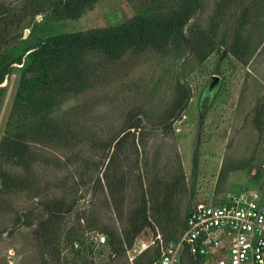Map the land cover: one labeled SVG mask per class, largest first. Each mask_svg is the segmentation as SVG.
Masks as SVG:
<instances>
[{"label": "rangeland", "instance_id": "374dc122", "mask_svg": "<svg viewBox=\"0 0 264 264\" xmlns=\"http://www.w3.org/2000/svg\"><path fill=\"white\" fill-rule=\"evenodd\" d=\"M175 1L98 0L78 20L59 21L51 16L49 4L40 8L43 4L35 0H0V7L10 13L8 19L2 18L5 23L17 19L15 25H5L0 31V49L8 48L9 52L16 48L18 52L54 34L88 32L143 15L158 16L168 12ZM202 1V9L191 23L199 22L207 28L220 0ZM234 20L228 18L224 28L229 31L223 28L220 36H232ZM250 31L253 34L254 30ZM258 32H254L255 38ZM13 66L2 85L6 97L0 112V138L18 87L19 69ZM98 79L102 81L95 89L69 97L60 114L77 113L86 135L92 134V139L104 145L116 135L128 133L130 125L140 126L131 130L123 142L126 157L122 156L118 173L125 183L119 194L121 202H114L118 194L111 195L104 175L112 173L110 158L115 147L103 151V147H93L92 140L68 150L39 146L36 152L52 160L40 162L33 169L44 193L0 192V264H65L74 258L66 244V231L79 225L83 229L87 216L96 225L122 234L131 213L144 200L152 215L171 194L169 201L176 221L198 203L218 205L243 191L256 193L264 201V123L259 130L256 118L264 104V43L247 66L222 46L205 62L189 51L183 59L155 51L128 53L101 71ZM180 86L189 90L190 99L184 110L172 115ZM4 166L22 174L13 163ZM223 170L227 175H222ZM61 200L67 206L77 204L65 221L57 263L51 255L42 253L35 230L49 216L47 202ZM155 227V231L147 229L139 241L162 234L160 226ZM84 233L85 241L94 248L90 264H135L141 255L139 243H135L125 256L116 257L107 241L97 244V237L105 234L89 230ZM80 247V243H74L75 249Z\"/></svg>", "mask_w": 264, "mask_h": 264}, {"label": "trees", "instance_id": "16d2710c", "mask_svg": "<svg viewBox=\"0 0 264 264\" xmlns=\"http://www.w3.org/2000/svg\"><path fill=\"white\" fill-rule=\"evenodd\" d=\"M97 1L35 0L38 5L43 4L40 8L49 4L51 16L59 21L78 20ZM202 7V0H176L168 12L158 16L143 15L128 23L88 32L54 34L35 44H29L22 52H17L16 48L9 52L8 48L4 51L0 49V112L6 97V88L2 85L13 65L16 64L19 69L18 87L0 138V192L12 195L34 191L36 196H41L44 189L38 186L33 169L40 162L47 164L52 160L36 152L40 150L38 147L76 149L92 140L93 147H103V151L115 147L110 158L112 173L109 176L108 171L104 175L111 195L114 192L118 194L114 202L120 203L119 194H122L125 184L124 179H120L118 175L121 171L120 161L125 156L123 142L131 130H138L140 126L137 123L130 125L128 133L125 131L116 135L104 145L101 141L92 139V134L86 135L79 124L77 113L61 115L60 109L69 97L99 86L102 81L98 79L100 72L121 61L128 53L155 51L166 57L174 55L183 59L189 51L201 62H205L222 46L247 66L264 43V0H220L212 17V24L207 28L199 22L191 23ZM9 15V12L7 14L0 7V31L4 30L5 25L9 27L17 22L14 19L9 24L5 23L2 18L5 16L8 19ZM229 17L235 20L232 36L227 38V35L220 36V32L227 26ZM250 28L254 30L253 34ZM256 30L260 31L257 38L254 37ZM93 56H99V59L94 60ZM178 92L172 115L176 110H184L190 99L186 87L180 86ZM256 116L258 129L262 131L264 104L257 110ZM5 163H13L22 170V174L8 170ZM222 175H227L224 170ZM177 180V184H181V180ZM172 188L177 187L174 185ZM171 197V194L168 195L167 202L156 207L152 215L148 202L144 200L131 213L128 227L122 234L110 227H100L86 216L83 229H79V225V228L72 227L66 231V244L71 248L74 258L71 261L64 260L65 264H90L94 248L84 239L86 230L105 234L107 245L116 257L125 256L147 229L155 231L156 224L160 226L166 241L177 239L186 227L191 210L176 221L169 201ZM223 203L225 202L220 204ZM76 204L77 202H73L67 206L62 200L47 202L49 216L35 230V239L42 253L51 255L57 263L61 255L60 237L64 233L65 221ZM77 218L80 223V217ZM75 242L80 243L81 247L75 249ZM158 256V248L148 250L140 255L135 264H151ZM185 264H203V260L190 255L186 256Z\"/></svg>", "mask_w": 264, "mask_h": 264}, {"label": "built area", "instance_id": "2783aa9c", "mask_svg": "<svg viewBox=\"0 0 264 264\" xmlns=\"http://www.w3.org/2000/svg\"><path fill=\"white\" fill-rule=\"evenodd\" d=\"M139 240L140 254L159 249L151 264H185L190 255L203 264H264V201L243 191L223 204L198 203L177 239L166 241L156 233L150 241ZM105 243L106 237L99 235L97 244Z\"/></svg>", "mask_w": 264, "mask_h": 264}, {"label": "water", "instance_id": "95a60500", "mask_svg": "<svg viewBox=\"0 0 264 264\" xmlns=\"http://www.w3.org/2000/svg\"><path fill=\"white\" fill-rule=\"evenodd\" d=\"M216 81H217V78L215 77L214 82H216Z\"/></svg>", "mask_w": 264, "mask_h": 264}]
</instances>
